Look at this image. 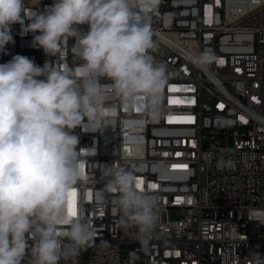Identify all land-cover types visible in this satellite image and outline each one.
<instances>
[{"label":"built area","instance_id":"1","mask_svg":"<svg viewBox=\"0 0 264 264\" xmlns=\"http://www.w3.org/2000/svg\"><path fill=\"white\" fill-rule=\"evenodd\" d=\"M52 3L25 0V7ZM148 23V55L166 68L156 103L142 96L125 103L102 80L111 122L92 130L85 121L73 131L77 150L90 151L79 157L84 178L73 186L75 211L96 234L75 264H248L250 252L264 255V224L249 219L264 218V0H160ZM11 35L0 64L15 55L41 67L61 62L34 46L39 33L14 24ZM74 42L64 47L75 71ZM204 52L214 59L201 69L191 61ZM110 166L130 171L157 202L147 245L118 223V193L103 175ZM168 209L178 218H166Z\"/></svg>","mask_w":264,"mask_h":264},{"label":"clouds","instance_id":"2","mask_svg":"<svg viewBox=\"0 0 264 264\" xmlns=\"http://www.w3.org/2000/svg\"><path fill=\"white\" fill-rule=\"evenodd\" d=\"M160 0H53L44 10L25 7V0H0V52L14 43L12 25L39 33L34 46L60 63L43 67L15 55L0 64V264H60L73 261L94 241V226L70 214L73 186L82 180L73 131L99 130L114 112L105 106L102 80L125 103L144 97L158 100L166 68L155 66L148 18ZM25 19L29 23L25 24ZM87 25V32L78 26ZM74 39L75 71L66 61L65 45ZM214 59L204 52L192 57L203 69ZM43 77V79H41ZM103 175L109 191L117 192L118 223L147 245L156 227L157 202L140 191L134 175L108 167ZM250 220L264 224L253 214ZM31 242V243H30ZM248 264H264V255L250 252Z\"/></svg>","mask_w":264,"mask_h":264},{"label":"snow or ice","instance_id":"3","mask_svg":"<svg viewBox=\"0 0 264 264\" xmlns=\"http://www.w3.org/2000/svg\"><path fill=\"white\" fill-rule=\"evenodd\" d=\"M172 119L173 118L170 117L169 118V121L171 122ZM184 119L190 121L192 118L191 117H186ZM181 167H185V166H181ZM137 187L138 188H141V183L140 182H137ZM75 195H76V193H75V190L73 189L72 190V197L74 198ZM69 210H70V214H72V215H75L76 214L75 205H74V200L73 199L70 201V209Z\"/></svg>","mask_w":264,"mask_h":264},{"label":"rangeland","instance_id":"4","mask_svg":"<svg viewBox=\"0 0 264 264\" xmlns=\"http://www.w3.org/2000/svg\"><path fill=\"white\" fill-rule=\"evenodd\" d=\"M164 216L168 219H177L179 216V212L174 209H168L165 213Z\"/></svg>","mask_w":264,"mask_h":264}]
</instances>
